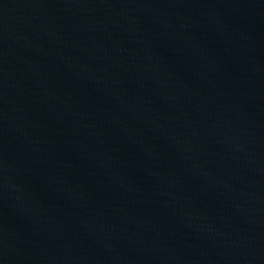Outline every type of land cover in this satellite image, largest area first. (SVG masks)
Returning a JSON list of instances; mask_svg holds the SVG:
<instances>
[{
  "label": "water",
  "instance_id": "obj_1",
  "mask_svg": "<svg viewBox=\"0 0 264 264\" xmlns=\"http://www.w3.org/2000/svg\"><path fill=\"white\" fill-rule=\"evenodd\" d=\"M0 264H264V0H0Z\"/></svg>",
  "mask_w": 264,
  "mask_h": 264
}]
</instances>
